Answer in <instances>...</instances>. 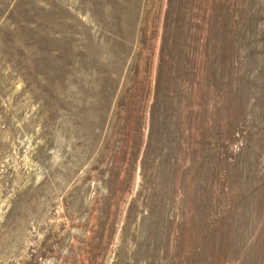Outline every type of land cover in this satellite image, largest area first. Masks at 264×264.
Segmentation results:
<instances>
[{
	"label": "rangeland",
	"instance_id": "1",
	"mask_svg": "<svg viewBox=\"0 0 264 264\" xmlns=\"http://www.w3.org/2000/svg\"><path fill=\"white\" fill-rule=\"evenodd\" d=\"M0 264H264V0H0Z\"/></svg>",
	"mask_w": 264,
	"mask_h": 264
}]
</instances>
